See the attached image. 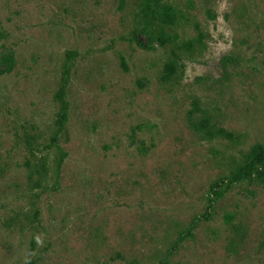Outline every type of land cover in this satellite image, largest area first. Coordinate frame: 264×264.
Instances as JSON below:
<instances>
[{
  "label": "rangeland",
  "instance_id": "rangeland-1",
  "mask_svg": "<svg viewBox=\"0 0 264 264\" xmlns=\"http://www.w3.org/2000/svg\"><path fill=\"white\" fill-rule=\"evenodd\" d=\"M142 1L0 0V264H264V0Z\"/></svg>",
  "mask_w": 264,
  "mask_h": 264
},
{
  "label": "trees",
  "instance_id": "trees-1",
  "mask_svg": "<svg viewBox=\"0 0 264 264\" xmlns=\"http://www.w3.org/2000/svg\"><path fill=\"white\" fill-rule=\"evenodd\" d=\"M142 16H144V24L151 30L152 34L164 45H166L170 37L165 32V27L172 25L175 20V13L172 8L162 9L159 4V0H143L141 5ZM154 33H157L154 34ZM176 73V67L171 64L166 67L165 74L168 79L172 78ZM59 99L63 102L65 107L64 90H60L58 94ZM201 106L199 101L193 102L194 113H201ZM65 118H61L58 121V127L63 128ZM197 129L199 132L207 136L208 138L223 137L226 139H232L233 134L224 128L218 127L212 124V120L209 116L203 114V117L198 121ZM40 167L44 169V162L42 161ZM255 178L264 183V146L257 144L252 147L249 152L244 156L243 163L239 165L235 171L231 174L232 182H239Z\"/></svg>",
  "mask_w": 264,
  "mask_h": 264
}]
</instances>
